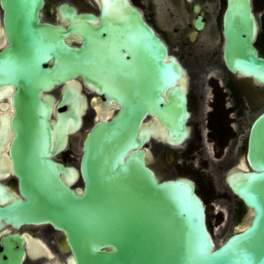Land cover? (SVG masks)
Returning a JSON list of instances; mask_svg holds the SVG:
<instances>
[{
	"label": "water",
	"instance_id": "95a60500",
	"mask_svg": "<svg viewBox=\"0 0 264 264\" xmlns=\"http://www.w3.org/2000/svg\"><path fill=\"white\" fill-rule=\"evenodd\" d=\"M43 2L0 0L7 39L0 83L15 84L9 155L23 196L0 200V220L62 230L58 264H264V106L224 176L248 212L216 242L193 179L157 175L149 165L147 142L179 145L189 134L184 63L129 0H101L99 15L63 2L67 23L57 25L40 20ZM258 30L252 0H226L219 58L228 71L264 86ZM75 75L117 104L85 134L78 170L49 156L47 107L40 98L41 88ZM83 97L80 82L64 88L60 103L71 106L58 112L60 147L68 124L76 129L80 123L73 103ZM79 173L82 184L71 186ZM0 192L12 196L1 184ZM6 239L0 264H22L24 250L13 245L22 238Z\"/></svg>",
	"mask_w": 264,
	"mask_h": 264
},
{
	"label": "flooded vegetation",
	"instance_id": "af4514ba",
	"mask_svg": "<svg viewBox=\"0 0 264 264\" xmlns=\"http://www.w3.org/2000/svg\"><path fill=\"white\" fill-rule=\"evenodd\" d=\"M80 1L83 2L44 0L39 10L40 20L55 25L66 24L67 17H63L60 7L63 2L74 6L76 12L88 11L99 15L101 0ZM129 1L141 11L144 19L165 40L169 47L170 40L167 33L172 32L180 42V49L185 52V57L181 56L180 53H177V55L184 63L186 70L187 104L190 111V117L187 121L189 134L183 143L179 145H168L154 139L149 145L151 157L155 156L157 159L161 158L166 161L167 168L164 171V176L173 175L176 171L173 164L180 159L187 160L188 156L186 155L189 152H192V158L200 157L206 162L213 160L214 154L220 153L223 156L218 157V160H221V162L224 160L225 165L230 164L237 158V154L242 150V147L245 148L246 143L243 130L237 131L238 136L233 130V126L238 129L239 127L240 129L243 128V122L246 120L244 119L240 123L241 115L237 111L242 109L247 111L249 101L255 94V87L260 89V84L250 77L228 71L219 58L217 48H215L218 35L213 28L217 25L221 26L222 12L226 0ZM252 8L259 24L256 40L258 37L264 39V31L260 29V25H264V0H261L258 6L252 0ZM258 9H261L260 18L257 13ZM89 22L96 23L93 20H89ZM69 36H73V44H77L78 35L71 32ZM256 40L255 45L264 54ZM6 44L7 39L2 26V7L0 6V49ZM47 64H51V60ZM75 82H80V92L84 96L83 100L76 98V102L73 103L76 113L79 112L80 123L76 129L73 128L71 123L68 124L65 143L60 147L61 128L58 123L60 119L58 112L71 106V103L61 105V97L64 88L75 87ZM14 89L15 84L13 83H0V184L6 188L8 193L12 194L10 197L8 194L0 192L2 204L10 201L13 197H23L19 191L18 176L13 169L9 155L10 142L15 134L11 123V117L15 112L11 100ZM40 98L47 107L48 149L53 153L49 156L78 170L85 134L97 119L107 118L110 114L107 117L99 116L101 114L97 112L98 109L103 111L106 106H109L112 111L117 105L116 102L106 100L104 94L98 93L93 86H88L80 75H75L71 79L62 82L54 81L51 86L41 88ZM93 98L95 99L93 100ZM192 101L196 103V112L192 106ZM224 107H231L230 114L232 115H225L222 112ZM251 111L247 112L246 115ZM153 117L152 114H148L145 120L150 121ZM227 117L230 119H227ZM3 154L6 158L2 157ZM5 159L8 166L5 164ZM149 165L158 175L159 173L151 163V159ZM59 175L65 181L71 179V173L68 171H59ZM75 180L76 182L71 183V186L82 184L80 173ZM77 182L79 184H75ZM62 233V230L56 229L48 223H20L14 225L12 222L1 219L0 250L3 243L8 242L6 236L17 234L22 238V241L20 243L13 241V245L20 244L24 250L22 264H46L47 262L54 264V261L57 264L63 254L60 247Z\"/></svg>",
	"mask_w": 264,
	"mask_h": 264
},
{
	"label": "rangeland",
	"instance_id": "374dc122",
	"mask_svg": "<svg viewBox=\"0 0 264 264\" xmlns=\"http://www.w3.org/2000/svg\"><path fill=\"white\" fill-rule=\"evenodd\" d=\"M73 1H78L79 3L83 2L80 0ZM254 1L257 6L261 3V0ZM257 13L260 18L261 9H258ZM263 27L264 25H260V29L264 31ZM213 29H215V32L218 35V40L216 42L215 48H217V52L219 54V48L222 40L220 36V26L217 25ZM167 34H169L168 36L170 40L169 51L176 54L180 53L181 56H184L185 52L184 50L180 49V42L176 39V35H174V33L172 32H168ZM256 42L264 52V39L258 37ZM192 106L196 112L197 107L194 101H192ZM248 106L249 107L247 111H244V109L237 111V113L241 115L240 123H242L243 120L246 119L245 122H243V128L240 129L239 127L238 129L236 128V126H233V130L236 136H238L237 133L239 132V130H243L244 139L246 130L252 117L261 106H264V86L260 85V89L255 87V94L249 101ZM230 108L231 107H224V111H221L225 113V115L230 114ZM250 110L252 111L246 115V113ZM227 119L230 118L227 117ZM151 143L152 142L149 141L146 144L149 146ZM243 151L244 146L242 147V150L237 154V158L243 153ZM186 156H188L187 160L180 159L173 164V166L176 168V171L173 173V175L182 173L193 179L196 185V190L201 195L206 205L207 225L212 232L216 242H220L233 230L234 225L238 224V222L242 220L246 213V208L243 206L239 198L231 191L224 179V174L232 165L238 162V159L235 158L233 162L225 165L224 160H222V162L221 160H218V157L223 156V154L220 153L214 154L213 160L209 162H206L200 157L196 159L192 158V152H189ZM165 162L166 161H163L161 158L157 159L155 158V156L151 157V163L157 169L159 175L162 176H164V171L167 168ZM75 184L79 183L77 182ZM46 264L50 263L47 262ZM54 264H56L55 261Z\"/></svg>",
	"mask_w": 264,
	"mask_h": 264
},
{
	"label": "bare ground",
	"instance_id": "6f19581e",
	"mask_svg": "<svg viewBox=\"0 0 264 264\" xmlns=\"http://www.w3.org/2000/svg\"><path fill=\"white\" fill-rule=\"evenodd\" d=\"M69 38L72 40L73 39V36H69ZM187 82V81H186ZM95 98H93V100H94ZM98 101V100H97ZM96 101V102H97ZM91 102V101H90ZM93 102V101H92ZM98 104V103H97ZM100 106V105H99ZM96 109V108H95ZM99 114H101V115H99V116H104V117H107V115L109 114V113H111V108L108 106H106V108H104V110L103 111H101V110H99L98 109V111H97ZM148 121V120H147ZM155 130H156V132H157V135L158 136H160L161 135V133H162V130L159 128V127H155ZM74 133V132H73ZM2 157H5L4 156V154H3V156ZM6 158V157H5ZM5 161H6V159H5ZM5 164H7V166H8V163H7V161L5 162ZM4 174V173H3ZM1 178V177H0ZM74 182H76V180L74 179V180H71V183H74ZM194 182V181H193ZM228 185V184H227ZM229 187V186H228ZM230 188V187H229ZM248 211L246 210V213H247ZM58 260V259H57ZM58 264V263H57Z\"/></svg>",
	"mask_w": 264,
	"mask_h": 264
}]
</instances>
